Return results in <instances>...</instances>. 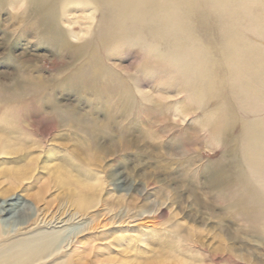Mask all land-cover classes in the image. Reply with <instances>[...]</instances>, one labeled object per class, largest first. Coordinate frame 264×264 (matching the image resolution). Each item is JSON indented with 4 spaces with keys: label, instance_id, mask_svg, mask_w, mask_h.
I'll list each match as a JSON object with an SVG mask.
<instances>
[{
    "label": "rangeland",
    "instance_id": "obj_1",
    "mask_svg": "<svg viewBox=\"0 0 264 264\" xmlns=\"http://www.w3.org/2000/svg\"><path fill=\"white\" fill-rule=\"evenodd\" d=\"M34 9L0 0V89L7 100L26 94L0 102L10 151L0 155V204L15 197L33 211L40 200L41 211L74 212L86 186L95 206L66 253L72 264H264L263 215L208 183L212 165L232 164L220 142L196 134L218 118L178 94L179 81L160 69L168 64L139 40L96 35L93 5L58 7L44 20ZM51 21L64 37L49 33ZM253 94L235 95L238 119L259 99L264 106V91Z\"/></svg>",
    "mask_w": 264,
    "mask_h": 264
},
{
    "label": "bare ground",
    "instance_id": "obj_2",
    "mask_svg": "<svg viewBox=\"0 0 264 264\" xmlns=\"http://www.w3.org/2000/svg\"><path fill=\"white\" fill-rule=\"evenodd\" d=\"M26 2L44 15L43 20L52 16L58 7L93 5L99 11L96 35L107 29L104 34L113 33L117 41L132 36L134 41L145 45L146 56L157 59L161 65L168 64L160 65V69L173 74L175 82L179 81L178 94L198 97L196 110L218 118L216 123L201 124L196 134L204 133L206 139L220 142L221 159L231 160L232 164L212 165L209 185L218 186L224 198L246 203L254 213L260 212L264 217V187L257 185L264 181V106L259 99L257 107L248 110L245 119H238L233 103V100H242L234 98L242 88L253 91V96L263 95L264 0ZM50 24L51 35L58 39L64 37L53 21ZM121 24L128 25V30L119 29L117 26ZM209 85H218L220 91L208 88ZM40 91L32 87L27 92L35 95ZM20 98L7 100L4 90L0 89L1 103L18 102ZM200 140L195 138L192 143L196 145ZM7 147L0 140V155L10 152L6 151ZM251 177L256 180L252 181ZM85 187L78 189L80 198L74 212L62 205L55 212H49L50 203L41 211L40 200L32 203L35 211L18 198L4 200L0 204V264H72L66 259V253L74 239L86 231V225L80 222L85 212L95 206L93 198L83 195Z\"/></svg>",
    "mask_w": 264,
    "mask_h": 264
}]
</instances>
